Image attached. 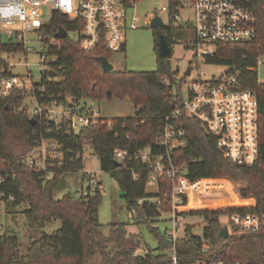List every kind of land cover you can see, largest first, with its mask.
<instances>
[{"label": "trees", "instance_id": "trees-1", "mask_svg": "<svg viewBox=\"0 0 264 264\" xmlns=\"http://www.w3.org/2000/svg\"><path fill=\"white\" fill-rule=\"evenodd\" d=\"M178 1H173V8ZM242 4L256 14V39L245 43L219 44L216 52L205 60L208 63L233 65L242 72L240 82L243 88L251 89L256 94L261 121V156L248 166L229 161L218 148L217 137L208 133L201 121L188 115L184 118L187 142L170 153L174 164L182 168L192 182L197 179L228 178L246 184L247 188L241 190L239 204L210 209L199 203L196 196L183 194V201L177 205V215H202L207 223L203 235H192L190 228H187L185 236L172 239L167 232H161L160 227L154 225L162 215L155 199L163 197L165 191L172 187L173 180L162 178L158 192L149 193L146 185L152 168L149 163L138 159L135 153L148 144L152 145L151 152L154 154L165 151L164 146H157L155 142L165 116L176 104L178 94L174 93L172 84L178 71L171 67V56L158 52V40L159 33H162L172 46L174 32L180 27L154 29L158 53L155 71L112 69L105 72L98 56L104 55L110 60L112 53L102 47L84 50L76 39L66 36L59 39L60 48L49 46L47 55L50 60L45 63L47 68L41 71V80L33 84L37 100L66 102L67 98H71L79 102L103 97H129L136 112L126 118L110 119L112 126L99 123L83 127L78 133H67L62 124L60 131L47 134L63 145V159L54 161L49 166L51 172L47 173L27 168L21 159L23 154L40 142L41 137V133L34 134V130H39L40 126L31 123L23 90L11 89L8 95H3L0 90V167L10 173L6 183L1 186L6 194L3 200L7 203V209L23 206L26 225L33 229H42L47 223L60 221L59 228L32 239L25 251L20 249L17 234H0V264H96L97 257L101 261L99 264H173L170 253L174 247L179 264H192L201 257L204 242L210 247L211 258L224 257L264 264V232L234 231L227 238L219 236L224 227L221 216L225 213L264 212V81H260L258 73L251 69L264 54V0H242ZM61 27L70 31L79 26L55 11L50 21L40 27L44 42L57 39L54 34ZM21 49L22 43L6 42L0 38V70L4 68V73H10L8 61L1 56L3 52ZM163 76H168L172 83L164 84ZM86 147L93 149L99 157L101 169L117 180L127 208L134 213V217L148 225L155 235L158 246L149 247L144 256L132 254L142 244V237L129 232L125 223L112 222L109 234L103 233L98 219L102 192L98 188L89 195L82 193L75 197L66 192L56 198L61 175L83 168ZM116 148L129 152L127 160L120 165L115 164L113 153ZM9 194H13L14 198L9 199ZM141 199L143 202L139 204Z\"/></svg>", "mask_w": 264, "mask_h": 264}, {"label": "built area", "instance_id": "built-area-1", "mask_svg": "<svg viewBox=\"0 0 264 264\" xmlns=\"http://www.w3.org/2000/svg\"><path fill=\"white\" fill-rule=\"evenodd\" d=\"M173 1L164 6L163 10L169 14L170 27L189 29L191 27L195 34L190 42L195 47L196 59L210 56L216 52L219 44L245 43L256 39V14L254 11L242 4V0H179L173 8ZM140 0H0V23L20 22L22 27L17 31L5 30L8 41L22 43V50L28 57V53L35 49L29 45L32 40L30 33H36V38L41 41L40 51L41 62L45 64L50 60L47 55L49 46L61 47L60 38L54 39L50 43H45L40 27L45 24L41 18L42 7L48 5L50 14L48 21L55 11L73 20L79 27L67 30L68 37L76 39L84 50L104 48L109 53L124 50L126 46V30L140 27L141 18L130 11ZM190 8L191 13L185 17L181 16L184 8ZM9 11L10 15L3 13ZM157 15V14H155ZM153 15V16H155ZM152 16V17H153ZM2 32L0 31V38ZM10 53V52H8ZM264 55V54H263ZM262 55V56H263ZM259 57L257 64L251 69L258 73L259 65L263 66ZM4 58V57H3ZM7 60V59H6ZM198 62H193L196 67ZM10 66V64H9ZM27 69L30 62H26ZM191 73L185 76L190 77ZM228 71L221 74L207 76L205 72L198 71L197 77L188 83V94L183 97L178 94L176 104L172 111L165 116L164 123L160 127L156 136L155 144L164 146L165 151L160 154L151 152L152 145L148 144L139 149L135 156L143 162L150 164L151 175L149 182L159 185L162 178H170L173 185L167 189L162 198H156L159 209L162 210L160 220L166 219L164 215H170L172 220V234L168 233L172 239H177L175 233L180 226L177 215V205L183 201V194L193 193L190 188L203 179L190 181L182 168H178L170 153L178 146L187 142L186 115L201 121L208 133L217 137L218 148L225 157L240 165H252L261 156V121L259 118V101L256 94L248 88H243L240 82L241 71L236 67L229 66ZM10 68V67H9ZM0 72V90L4 95L11 93V89L23 90L29 108L31 119L39 124V130H34V134L41 133L40 142L32 146L23 156L22 161L31 170H44L50 173L49 166L54 161L63 156V145L54 138L46 136L52 132L60 131L62 124L67 133H78L83 127L107 123L112 126V122L102 120L100 109L97 105L86 103L90 100L76 102L67 98L62 101H38L35 96L34 85L29 86L27 79L20 78L12 73H4V68ZM162 82L170 85L172 82L168 76H163ZM173 86V84H172ZM40 89L44 90L42 87ZM114 159L120 164L129 157V152L116 148ZM95 159H99L94 154ZM84 168V167H83ZM81 169L82 179L86 182V187L82 188L84 195L95 193L98 188L103 189L102 180L97 174V170ZM12 176V175H11ZM10 177L8 171L0 167V198L5 199L6 194L1 186ZM137 177V176H135ZM13 194H9V199H13ZM170 201L169 208L161 205ZM143 200H139L141 204ZM223 208V207H222ZM229 234L232 232H264V212L249 211L248 213L232 212L225 213ZM155 226H159L158 222ZM210 247L207 242L202 245L201 257L192 264H251L241 259H227L224 257L211 258ZM147 252L138 248L133 250L134 256H144ZM173 264H179L176 248L171 250ZM8 264H45L38 262H9Z\"/></svg>", "mask_w": 264, "mask_h": 264}, {"label": "rangeland", "instance_id": "rangeland-1", "mask_svg": "<svg viewBox=\"0 0 264 264\" xmlns=\"http://www.w3.org/2000/svg\"><path fill=\"white\" fill-rule=\"evenodd\" d=\"M170 0H140V2L130 12L135 13L141 18L140 27L137 29L126 30V48L124 50L112 53L110 62L113 64L114 70L124 71H155L157 70V52L154 28L150 22L155 14H159L165 20L166 27H170L169 14L163 10L164 6L169 5ZM187 13H191L190 8L186 7L181 11V16L185 17ZM50 14L48 5L42 7L41 18L48 22L47 18ZM22 27L20 22L0 23V31L2 32L1 39L8 41L5 30L17 31ZM174 42L172 44L173 54L170 62L174 71H178L173 83V91L175 94H181L186 97L188 94V83L198 75V71L205 72L209 77L213 74H221L228 71L229 67L222 64L208 63L204 58L196 59V49L190 44L195 34L191 27L186 30L176 29ZM29 38L32 40L29 45L35 49L34 52L25 55L24 51L3 52L1 55L7 59L10 64V73L27 79V84H37L42 78V70L47 68L46 64L41 62V41L36 38V33H30ZM30 62L27 69L26 62ZM198 62L196 67H193V62ZM261 61L264 62V55ZM192 68V75L185 76L187 68ZM258 78L264 81V65L258 67ZM88 105H97L100 109V114L105 119L126 118L135 115L136 108L129 97L120 99L118 97H103L99 100H90ZM84 170H97L99 178L102 180L103 189L102 202L98 207V219L102 226V231L105 235L110 232V224L112 222L125 223L129 232L141 235L142 244L139 246L141 251H145L149 247L156 248L158 242L155 235L150 230L148 225L139 222L134 213L127 208L126 201L122 197V191L117 180L109 173L104 172L100 167L99 159L94 158L93 149L86 147L83 153ZM58 189L55 192L56 198L63 196L66 192H70L79 197L82 194V188L86 187V182L82 179L81 170L75 172H65L61 175ZM208 182V183H207ZM222 185V186H221ZM243 188H247L246 184L236 183L228 178L203 179L190 188L196 196L199 203L208 206L210 209H220L225 205L239 204L240 193ZM158 186L152 182H148L146 190L151 194L158 192ZM207 201H210L208 203ZM165 207L170 205V201L163 203ZM23 206H18L12 210L7 209V203L0 198V234H17L19 237V246L22 251L28 247V243L32 239H37L42 236L43 232H51L59 228L60 221L47 223L44 228H29L26 225ZM163 219L158 222L161 232L172 234L173 223L169 219L170 215L163 216ZM180 226L175 233V237L181 238L185 236L186 229L190 228V233L196 236H202L207 223L202 215H182L178 217ZM221 223L224 226L227 223L226 217L221 216ZM100 258H95V263L99 264Z\"/></svg>", "mask_w": 264, "mask_h": 264}, {"label": "water", "instance_id": "water-1", "mask_svg": "<svg viewBox=\"0 0 264 264\" xmlns=\"http://www.w3.org/2000/svg\"><path fill=\"white\" fill-rule=\"evenodd\" d=\"M150 25L154 29H158V28L162 29L165 27L164 20L159 14L153 16V18L151 19ZM66 35H67V30L63 27L59 28L54 34V36L57 38H65ZM158 52H160V54L164 56H171L174 52L172 46L168 43L165 35L162 33H159ZM98 61L100 62V65L103 71L107 72L113 69V64L110 62L108 57L104 55L98 56ZM190 73H191V68L188 67L187 70L185 71V74L189 75ZM31 123L35 124V119L32 118ZM115 164L120 165L118 161H115ZM229 235L230 234L228 231V227L224 226L222 230L220 231L219 236L223 238H227Z\"/></svg>", "mask_w": 264, "mask_h": 264}, {"label": "clouds", "instance_id": "clouds-1", "mask_svg": "<svg viewBox=\"0 0 264 264\" xmlns=\"http://www.w3.org/2000/svg\"><path fill=\"white\" fill-rule=\"evenodd\" d=\"M61 4H63V0H61ZM3 14H4L5 16H8V15H10V12H9V11H5Z\"/></svg>", "mask_w": 264, "mask_h": 264}, {"label": "crops", "instance_id": "crops-1", "mask_svg": "<svg viewBox=\"0 0 264 264\" xmlns=\"http://www.w3.org/2000/svg\"><path fill=\"white\" fill-rule=\"evenodd\" d=\"M125 48H126V46H125Z\"/></svg>", "mask_w": 264, "mask_h": 264}]
</instances>
